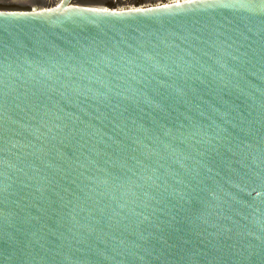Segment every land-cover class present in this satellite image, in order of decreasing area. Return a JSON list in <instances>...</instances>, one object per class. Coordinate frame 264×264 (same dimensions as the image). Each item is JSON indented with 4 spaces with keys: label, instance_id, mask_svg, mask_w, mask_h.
Listing matches in <instances>:
<instances>
[{
    "label": "water",
    "instance_id": "1",
    "mask_svg": "<svg viewBox=\"0 0 264 264\" xmlns=\"http://www.w3.org/2000/svg\"><path fill=\"white\" fill-rule=\"evenodd\" d=\"M0 264H264V0H0Z\"/></svg>",
    "mask_w": 264,
    "mask_h": 264
}]
</instances>
